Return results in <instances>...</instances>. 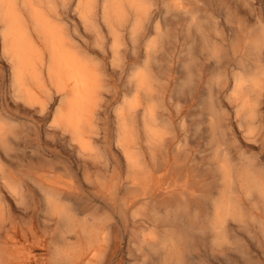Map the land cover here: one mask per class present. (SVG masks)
<instances>
[{
  "label": "rangeland",
  "instance_id": "rangeland-1",
  "mask_svg": "<svg viewBox=\"0 0 264 264\" xmlns=\"http://www.w3.org/2000/svg\"><path fill=\"white\" fill-rule=\"evenodd\" d=\"M84 1L87 4L83 0H37L35 7L51 22L58 38L64 39L69 52L88 66H97L99 85L88 104L93 132L84 144L87 147L56 126V112L66 97L50 80L47 90L41 91L37 78L28 72V93H18L17 63L4 50L0 24V121L8 132V145L0 148V166L9 175L19 169L28 174L35 168L37 173V183L27 182L23 198L0 177L2 247L12 246L7 241L15 237L10 251L22 254L26 264H264V233L252 222L229 221L221 239L213 232L193 238L187 232L194 224L211 223L207 199L217 190L213 155L217 144H224L220 148L227 145L237 159H253L264 166V0H138L147 2L145 13L127 6L122 21L113 20L121 39L122 60L117 68L111 63L115 36L105 16L112 14L111 8L105 7L106 0ZM139 18L142 22L133 34ZM30 23L34 36H28L25 43L33 47L31 57L37 71V51L45 44ZM52 24L60 25L59 29ZM46 59H50L48 52ZM133 71L148 75V93L139 86L128 91ZM130 101L135 105L132 134L146 169L141 176L153 168L146 140L157 136L166 141L158 153L171 162L184 149L185 171L198 194H206L207 199L195 198L186 208L180 201H169L164 191L172 178L159 179L161 173H156L151 178V189L157 193L151 201V219L146 222L135 214L145 206L143 201L124 205L130 197L125 184L130 171L117 137L126 134L127 124L118 114ZM105 182L116 183L117 200L111 204L103 199ZM106 221L109 240L98 236L91 242L88 232L100 233ZM155 231L163 238H154ZM166 236L170 237L167 242ZM59 251L65 254L62 260L57 259ZM171 251L180 254L179 262L175 258L168 262Z\"/></svg>",
  "mask_w": 264,
  "mask_h": 264
},
{
  "label": "bare ground",
  "instance_id": "bare-ground-1",
  "mask_svg": "<svg viewBox=\"0 0 264 264\" xmlns=\"http://www.w3.org/2000/svg\"><path fill=\"white\" fill-rule=\"evenodd\" d=\"M83 3L87 4L86 1H84V0H83ZM36 5H37V0H0V24L3 26L2 38H3V42H4V50L11 57V59L14 61L15 66L17 63V67H16V71H15L14 75H15L17 87L19 89L18 93L19 92L21 94L28 93L26 88H25L26 80L28 78V76H27L28 72L31 73L32 77L37 78V86H38V89L41 91L47 90V88L49 86L48 81L50 80L52 85H54L56 87V89L61 94V96H63V98L66 97V99L63 100L60 108L56 112V115L54 118V120H55L54 122H55L56 126L62 127L65 131L70 132L74 139H76V140L78 139L84 145L88 140H91V137H92L91 134L93 132V130L91 128V124H90L91 120L89 119V117H87V114L89 112L88 104H89V100L91 98V94H93V92L96 90V88L99 85V83H98L99 77H97L99 75L97 72L98 71L97 66L94 65L93 63L91 66H88L87 65L88 63L86 62L87 63L86 64L84 62L83 58L82 59L77 58L75 54L69 52L65 48V43L63 42L64 39L62 40V39L58 38L54 29L50 26L51 22L49 23L47 21V19L45 18V16L42 13L37 11L39 8H36L35 7ZM39 5L41 6V4H39ZM127 6H130L136 10H140L143 13H145V11H147V2L146 1L145 2H139L138 0L137 1L136 0H106L105 7L111 8L110 10L112 11V14L107 13L105 16H106L108 24H110L109 26L111 27L112 33L115 36V41H114L113 46H112L114 58H113V61H111L112 66H114V68H117L118 66H120L122 56H121V49H120L121 39L118 36L119 31L117 30V27H115L116 24L114 25L113 20L117 21L118 23H119V21L121 22L122 17H123L124 8ZM179 6H183V3H179ZM177 9H178V7H177ZM26 17H27V19H26ZM83 18L85 19V21H87L88 16L83 15ZM143 18H144V15H143ZM30 21L33 23L34 32L37 33L44 40L43 43L45 44L44 47L40 48V51H37V71L34 70L35 67L33 65V60L31 57L32 56V51H31L32 49L31 48H33V47L30 46L31 44L28 46L25 43V41H27L25 39H27L28 36H31V37L34 36L33 33L30 31V29H31ZM140 21H141V18H139L137 20V22L135 24V28L133 30V34H135L139 24L142 22V21L141 22ZM154 26H156V25H154ZM54 27L59 29L57 27V25H55ZM95 29H97V28H95ZM164 30H166V28ZM158 31H159V29H158ZM165 33H166V31H165ZM100 36H101V34H100ZM100 36H99V38H100ZM60 37H61V35H60ZM152 37L154 38V36H152ZM165 40H166V35H165ZM166 43H167V41H166ZM153 45H156V43H154ZM147 50H149V49H147ZM46 52L49 53V58H50L49 61H47V59H46ZM164 53H166V51ZM131 54L132 53H130V55ZM148 60L149 59H147V61ZM158 66H160V65L158 64ZM142 67H143V65H142ZM254 71H255V69H254ZM248 74L250 76V73H248ZM254 75H255V73H254ZM191 76H192V74H191ZM250 78L252 79V77H250ZM238 83H242L241 79L239 80ZM148 84H149L148 75H146V74H142L141 76L136 75V73L133 71L129 75L127 89H128V91H132V89H134V87L137 86V88H138V86H139V88H144L146 93H148V91L151 88V87H149ZM184 84L186 86V83H184ZM240 86H239V84L237 85V87H240ZM213 87H214V85H213ZM248 87H250V86H248ZM107 92H108V90H107ZM33 94L34 93L32 92V95ZM251 94H253V93H251ZM241 96H243V95H241ZM142 98H144V97H142ZM99 99H101V98H99ZM92 101H93V99H92ZM133 104H134V102L132 103V101L128 102V104L125 107H122L123 109L118 114L120 120H124V124L125 125L127 124L126 125L127 127L125 128L126 134L123 136L121 135L122 138H119V136L117 137L118 139H120V140H118L119 144H120L119 146H121V148L124 152L125 158H126L127 163H128L129 171H130V174L128 175V177L126 178V181H125L126 182L125 183L126 189L128 190L127 192H129L128 194L130 195V197L126 201H123V203H125L124 205H128L129 207H131L132 205L143 201L145 203V206L142 208H139L138 211L135 212V214L136 215H138V213L141 214L143 217H145L146 222L148 220V217H150L149 219H151V215H150V207H151V203H152L151 201H154V196L157 194L156 190L151 189V181H152L151 178H152L153 174H156V173H161L159 179H162V178L166 177L167 175L171 176V178H172L170 185L168 186V188H166L167 190L164 191V194L168 195L169 201H174V200L180 201V202H182L181 204L183 206H185V208H186V207H188V205H190V203L193 200H196L197 198H199L201 200L203 198L207 199L208 196L206 194H204V193L198 194L199 191L197 189H196L197 191L195 190V187H196L195 183L190 181V177L188 176V173H186V171H185V163L186 162H184V160H183L184 159V153H185L184 149L180 148L177 152L176 157L171 162L169 157L160 156V154L158 153L157 149L160 146L164 145L166 143V141L162 138L157 137V136L149 137L146 140V144L149 147L150 153L152 156L153 168L149 172L144 171L145 175L141 176L142 170H146V169L142 168L143 165H142V162L140 159V156H141L140 153L141 152L137 150L138 141H137V139H135L133 137V134H132L133 133L132 124H133L134 106H135ZM153 120H152V122H153ZM145 125H146V123H145ZM27 127H29V126H27ZM147 127L149 128L150 126H147ZM149 130H150V132H152L153 129L150 128ZM240 130H242V128ZM253 133H254V131H253ZM7 134H8V132H7L6 124L2 123L0 121V148L1 147H5V148L7 147V145H8V135ZM195 137H198V136H195ZM184 140H185V138H184ZM87 145H89V144H87ZM87 145H84V147L85 146L87 147ZM221 145L217 144L216 148L213 147V149L215 148L214 153H213L214 160H216L214 163V171H215L214 175H215V179L218 182V184H217V188H216L217 190L215 191L214 196L208 197V199H207L208 201H210V212H209L208 218L211 220V223L209 225H201V224L195 225L194 224L193 226H190L189 228H187V232H188L189 236L192 238L195 236H198V235L205 236V235L209 234V232H213L212 234H214L217 239H221L222 233L226 229L227 223L229 221H237V222L240 221V222H245V224L248 222H252V223L256 224L259 227L258 229H260L264 233V166L261 164H257L253 159H244V160L243 159H237V158L232 156L231 152L228 149H226L227 145H225L224 148H220ZM88 148H90V147L88 146ZM83 153L85 154L86 152H83ZM14 155H16V154H14ZM187 155H189V154H187ZM196 155H197V153H196ZM49 161H51V160H49ZM34 169H33V171H31V173H28V174L24 173L21 169H19L18 171H15L9 175L7 173V170L4 168V166H0V177L2 179H4L5 186H7V187L13 186L11 188L15 189L14 192L21 195V197L23 198V192L26 190L27 182H29V184H32V185H35L37 183V173H36V171H34ZM115 184L111 183V182H105V184H104L103 199L107 204H111V201L117 200V197H116L117 196V187L115 186ZM16 193H15V195H16ZM20 202L23 203V201H20ZM119 202H120V200H119ZM195 202H196L195 204H198V201H195ZM113 203H115V202H113ZM68 204H70V203H68ZM162 204H164V203H162ZM69 207H71V206H69ZM167 209H166V211H168ZM62 212H63V210H62ZM65 213H68V212H65ZM44 216H45V213H44ZM119 216H120V213H119ZM98 220H100V219H98ZM167 220H168V218H167ZM125 221H127V220H125ZM156 221H158V219H156ZM96 222H98V221H96ZM121 222H123V221H121ZM182 222H184V221H182ZM71 223H73V222H71ZM68 224L69 223H67V225ZM91 225H93V224H91ZM123 225H124V223H123ZM163 226H165V225H163ZM109 227H110L109 223L106 221V224L103 223V227H102V230L100 231V233H95V231H93V230L88 232L87 235L89 236L91 242H93V239L98 237V236H100L101 239L104 240L105 242L108 241L109 236H110ZM64 228H66V227H64ZM177 228L174 227L175 230H177ZM175 232H178V231H175ZM248 233L249 232H247V235H249ZM180 234H182V233H180ZM152 236L154 238L157 237V240L160 239V237H161V239L163 238L158 231H155L154 233H152ZM175 236L177 237L178 235H175ZM56 237H57V235H56ZM173 237H174V235H173ZM14 238L15 237H12L11 239H9L7 241L8 243H10V242L12 243V246H8L7 248L5 246L2 247V245L0 243V264H26L24 256L22 254H19V252L16 253V252L10 251V249L15 244ZM164 239H165V241L166 240L169 241L170 237L166 236V237H164ZM176 240H178V239H176ZM176 240H175V243H176ZM228 240H231V239H228ZM235 240H238V239H235ZM162 242H164V241H162ZM162 242H161V244H162ZM192 242H194V241H192ZM206 242H207V240H206ZM190 245H191V243H190ZM190 245H188V247ZM238 246H240V245H238ZM133 247H134V245H133ZM173 247H174V245H173ZM185 247H184V249H185ZM155 249L158 250V248H155ZM152 251H153V249H152ZM189 251H190V249H189ZM136 252H137V250H136ZM169 253H168L169 254L168 262H170L174 258L177 260V262L180 261V259H179L180 254L177 255L178 253L176 254L174 251H171ZM242 253H244V252H242ZM64 255H65L64 252L59 251L57 259L62 260ZM161 255H162V253H161ZM144 257H146V256H144ZM186 259H187V257H186ZM153 260H154V258H153ZM185 260H183V261H185ZM69 264H71V263H69ZM161 264H162V262H161ZM202 264H204V263L202 262Z\"/></svg>",
  "mask_w": 264,
  "mask_h": 264
}]
</instances>
